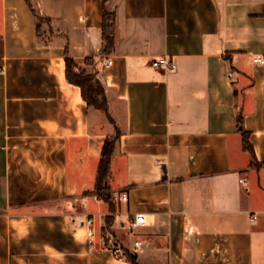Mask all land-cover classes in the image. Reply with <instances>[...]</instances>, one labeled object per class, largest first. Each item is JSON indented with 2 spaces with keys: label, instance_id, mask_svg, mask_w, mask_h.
<instances>
[{
  "label": "crops",
  "instance_id": "crops-1",
  "mask_svg": "<svg viewBox=\"0 0 264 264\" xmlns=\"http://www.w3.org/2000/svg\"><path fill=\"white\" fill-rule=\"evenodd\" d=\"M30 2L42 37L27 0H0V264H264V0ZM165 56L176 70L152 66ZM67 58L96 75L112 121ZM117 131L109 204L93 192Z\"/></svg>",
  "mask_w": 264,
  "mask_h": 264
},
{
  "label": "trees",
  "instance_id": "trees-1",
  "mask_svg": "<svg viewBox=\"0 0 264 264\" xmlns=\"http://www.w3.org/2000/svg\"><path fill=\"white\" fill-rule=\"evenodd\" d=\"M27 2L38 19V35L39 37H42L44 34L43 24L49 21L40 16L30 0H27ZM103 18L102 52L103 54H110L113 52L115 46V15L108 12L104 6ZM66 77L71 84L77 85L81 88L83 98L89 107H93L106 113L109 120L112 121L104 88L101 82L97 79L96 75H90L85 70L79 69L75 61L71 58H67ZM238 124L239 131L243 136L244 149L249 151L251 154H254L253 147L249 140L250 134L245 131L242 126L241 115L239 116ZM119 136L120 132L117 131L114 137H108L105 141L97 170L95 190L93 192L99 199L109 204L113 202V192L108 184V178L111 168L112 155ZM108 224H110V221L107 220V225Z\"/></svg>",
  "mask_w": 264,
  "mask_h": 264
},
{
  "label": "built area",
  "instance_id": "built-area-1",
  "mask_svg": "<svg viewBox=\"0 0 264 264\" xmlns=\"http://www.w3.org/2000/svg\"><path fill=\"white\" fill-rule=\"evenodd\" d=\"M253 61L255 64L262 66V65H264V56H261V55L255 56V57H253ZM110 64H112V62L109 60L108 65H110ZM152 66L158 70L174 71V70H176L177 64L170 57L165 56V57L155 59L152 62ZM0 71H3V67H1V66H0ZM114 199H118L120 201H127L128 196H127V194H120L118 197L114 196ZM251 219L256 220L257 214H252ZM146 223H147L146 215L143 213H139L135 216V218L133 220L130 221L129 228L132 232H134V231H137L140 228L144 227L146 225ZM87 226H88V235L91 238L90 244H93L94 243L93 238L95 236V230H94V220L92 218L87 220ZM105 241H106L105 242L106 249L108 251L114 253L117 257L120 258L119 246L115 242V239L110 237L108 239L106 238ZM141 245H142L141 241L135 242V246L137 248H140Z\"/></svg>",
  "mask_w": 264,
  "mask_h": 264
},
{
  "label": "rangeland",
  "instance_id": "rangeland-1",
  "mask_svg": "<svg viewBox=\"0 0 264 264\" xmlns=\"http://www.w3.org/2000/svg\"><path fill=\"white\" fill-rule=\"evenodd\" d=\"M88 182V181H87ZM89 183V182H88ZM87 194H90V192H88ZM111 231L109 230V228H105L104 229V235H105V237L108 239V238H110L111 236Z\"/></svg>",
  "mask_w": 264,
  "mask_h": 264
}]
</instances>
